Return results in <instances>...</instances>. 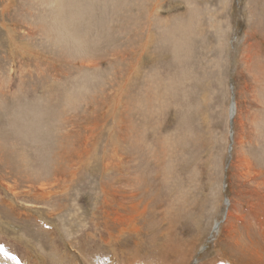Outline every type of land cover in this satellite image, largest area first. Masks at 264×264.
<instances>
[{
  "label": "rangeland",
  "instance_id": "obj_1",
  "mask_svg": "<svg viewBox=\"0 0 264 264\" xmlns=\"http://www.w3.org/2000/svg\"><path fill=\"white\" fill-rule=\"evenodd\" d=\"M0 264H264V0H0Z\"/></svg>",
  "mask_w": 264,
  "mask_h": 264
},
{
  "label": "bare ground",
  "instance_id": "obj_2",
  "mask_svg": "<svg viewBox=\"0 0 264 264\" xmlns=\"http://www.w3.org/2000/svg\"><path fill=\"white\" fill-rule=\"evenodd\" d=\"M54 61H55V60H54ZM236 111H237V107H236V104L233 102V103L231 104L230 116L232 115L233 118H234V116L236 115Z\"/></svg>",
  "mask_w": 264,
  "mask_h": 264
},
{
  "label": "water",
  "instance_id": "obj_3",
  "mask_svg": "<svg viewBox=\"0 0 264 264\" xmlns=\"http://www.w3.org/2000/svg\"><path fill=\"white\" fill-rule=\"evenodd\" d=\"M232 118H233V116L231 115V121H230V122H231V124L233 123V121H232Z\"/></svg>",
  "mask_w": 264,
  "mask_h": 264
}]
</instances>
